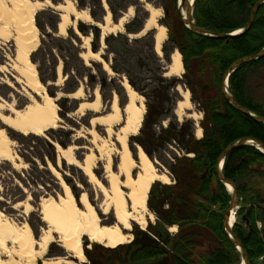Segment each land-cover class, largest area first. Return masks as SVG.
Segmentation results:
<instances>
[{"label":"trees","instance_id":"16d2710c","mask_svg":"<svg viewBox=\"0 0 264 264\" xmlns=\"http://www.w3.org/2000/svg\"><path fill=\"white\" fill-rule=\"evenodd\" d=\"M51 1L55 5L59 2V0ZM104 1L107 3L115 22L120 21L129 8L134 6L136 11L134 18L125 24L124 33L105 37V43L108 45L107 52L112 55L111 68L113 72L127 76L129 83L136 90H140L135 86L130 68L134 63L145 66L146 64L143 62L145 55L142 49L131 53V43H147L150 61L151 64H154L153 67L148 69L151 78L164 86L165 93L168 92L171 86L178 85L175 77H165V65L159 53L155 51L153 31H148L142 38L130 39L131 35L141 33L148 19L149 12L141 1L78 0V6L79 9L87 10L95 22H102L107 15ZM259 1L261 0H196L194 3V19L197 26L203 29L219 34H231V32L241 30L246 26L252 9ZM178 2L179 0H163L162 2V8L165 11L173 12V16L180 20L184 31L185 41L183 38H178L174 49H179L182 52L186 70L191 67L189 61L194 60V62H200V68L196 70L200 77L204 75L206 69L211 75L210 84L212 87L210 86L209 90L213 91L214 94L208 96L209 99L203 100L207 123L206 126L204 125L205 134L202 139H197L194 135L192 122L189 120L183 121L180 126L171 121L168 128L157 133L153 127L160 122V116L164 112H162L163 109L152 107L149 108L146 115L147 119L141 128V135H143V139L151 142V144L158 143L160 146H165L167 143L177 142L187 155L194 153L193 157L187 155L183 157L176 156V160L168 166L176 182L173 186H163L164 189L169 191L167 194H170V196L167 197L163 193L164 196L159 202L161 206L170 202V207L164 212H156L161 223L159 227L162 230L167 226L178 223L179 234L170 237L166 246L160 243L144 246L138 243L131 244V248L133 246L134 249L130 248L127 251V258L118 257L120 246L112 249L103 247L104 252L101 253V247L94 244L93 249L89 252V257L97 255L99 259L94 260L92 264H105V260L109 258H111L109 264H127L128 261L142 264L165 256L168 247L173 251L174 264H241L242 252L238 251L235 241L224 230L223 217L232 201V195L224 183L217 178L216 164L225 148L241 138H253L264 144V122H259L240 112L226 100L222 104L221 81L227 72L226 70L233 63L243 57L258 54L263 50L264 3H261L257 11L251 29L227 40L213 37L205 38L187 30L179 14ZM42 17H46L48 21H44L42 24L38 23V26L46 32L53 43L46 48L44 47L46 41L43 39L39 49L31 55L33 62L39 65V76L43 82H55L57 80L55 74V59L57 57L55 52L59 51L60 47H66L68 53L59 52L64 62V72L69 75L66 85L69 83V79L72 78L74 86L63 87L62 89L67 94H73L77 90L75 86L81 77L79 69H91L85 64L81 56L79 46L81 40L71 30H69V37L55 35V32H58L61 17L52 7L39 11L37 21ZM81 24L80 32L87 36L93 35L92 52L98 53L101 48L98 43L102 36L100 29L94 24L90 26ZM49 28L53 32H48ZM173 50L166 46L162 48L166 63L170 61ZM39 54L42 55L40 60L37 59ZM106 59L109 60L107 57ZM51 62L53 72L51 76H47L43 68ZM72 63L77 66H71ZM92 65L98 67V71L104 78L107 77L101 64L93 61ZM261 70H264V58L245 63L235 69L229 77V91L243 107H246L255 115L264 117V99L261 100L256 96H252L249 91L251 76ZM186 75H188L187 72ZM111 81L114 82L115 79H111ZM189 87L191 89L195 88L192 83L189 84ZM50 95L55 96L57 93L52 91ZM218 96H220V99ZM60 100L62 103L71 102V105H73L70 107L71 110L74 109L77 103L76 100L70 101L68 97H63ZM47 132L49 135L54 133L53 130ZM19 137L20 139L26 138L23 134ZM136 139L139 144L145 146L140 136ZM57 141L62 146L66 145L64 142ZM46 143L49 142L46 140ZM49 145L51 152L55 154L54 146L51 143ZM51 161L56 162L55 155ZM223 167L225 178H229L234 182L239 198H241L233 231L239 241H242L243 247L248 253L250 264H264V257L262 258L264 256V190L259 182V177L264 176V153L250 145L236 147V149L227 153ZM153 190L154 186L151 190L152 194ZM159 237L163 238L162 236ZM164 264H169V262Z\"/></svg>","mask_w":264,"mask_h":264},{"label":"rangeland","instance_id":"374dc122","mask_svg":"<svg viewBox=\"0 0 264 264\" xmlns=\"http://www.w3.org/2000/svg\"><path fill=\"white\" fill-rule=\"evenodd\" d=\"M142 5L145 6L146 10H148V19L151 16V12L155 9H158V16L157 21L167 28L168 31V38L164 45H162V48L164 46L168 47L170 50H173L175 48V45L177 44L178 38H183L185 41V38L183 37L184 31L182 30V25L180 24V20L176 19L175 16H173V12H168L166 14V11L162 8V2L163 0H140ZM69 2L73 3L75 5L76 10L80 11H87L79 9L78 6V0H59L58 4L55 5L50 0L51 4L44 5L41 10H47L49 7H52L58 14H60V17H62L63 12L58 9V5L68 6L71 5ZM105 2V1H104ZM108 5L105 2V9L107 12V15L104 17L102 22H95L91 16L90 19L86 16V14H72L70 13V20L67 23V32H63L60 34L59 27L58 32H55L54 34L56 36H63V37H69V30L72 31V33L76 34L80 38V48H81V56L84 53H87L88 51L92 52V41L94 39L92 36L83 35L80 32V28L82 27V24L85 25H97L100 29V32L102 34L100 41L98 42L99 45H101L99 55H101V60L95 58V57H83V60L87 66H89L90 70H85L84 68L79 69V73L81 74V77L79 78V82L76 84L75 87H77V90L79 88L83 89V93L81 96L78 97H72V94H67L62 89L63 87H73L74 86V80L70 78L69 83L66 85V81L68 80V76L64 72V62L61 57L60 52L68 53L66 47H60V52L57 50L55 52V56L58 58L55 59V74L57 76V80L50 81V82H43L46 86V90L50 94L52 91L56 92L57 95L54 97L57 98L58 106H59V113L61 116V120L63 121L60 124V127L53 130L54 133H51L50 135L46 134V136L39 137L37 135H25L26 138L20 139L19 135H22L18 133L17 131L10 129L5 124H2L0 122V127L4 128L9 135V137L15 141V151L20 156L19 162L16 164V167L13 166L12 163L8 161L2 160L0 163V210L3 212L5 211L7 217L10 219L15 220L18 224H23L26 221L31 225V228L34 231L35 238H39L47 231L46 224L43 222L42 218H40V205L41 203L46 200L48 197H54L57 198L61 195H63V188L60 185V180L57 176L53 175L51 170L49 169V166L53 165L58 169L62 177L65 179L66 183H68L73 190V194L78 199L82 192H86L93 205H95L98 209L102 206V203L104 202V195L97 189V187L94 184H91L89 182V178L79 169L78 167L72 166L67 164V161H64L61 159L60 153L58 152L57 145L61 146V148L68 147L73 145L76 150L74 151L76 157L79 160H82L89 150H92L95 152L96 155L99 154V151L95 150V145L92 141V135L89 133V130L92 129L91 126V119L95 117L96 115H102L106 114L107 112L111 111V103L115 96L119 97V105L120 108H123L125 104L127 103V88L124 86V83L127 79V82L129 83L128 77L125 75L114 73L112 70V73L109 71H106V76L101 75V73L98 71V67L92 65V62H97L101 64L103 67L106 63L108 65L112 64L111 57L112 55H109L107 52L108 45L105 43V37L107 35H117L119 33L125 32V24L134 18V15L136 14L135 7H131L127 10V12L124 13L123 16L126 18V23L123 25V28L118 26L120 23L115 22L113 20V15L108 9ZM38 11V12H39ZM37 12V14H38ZM88 12V11H87ZM89 13V12H88ZM36 14V15H37ZM110 15V19L107 17ZM147 19V20H148ZM146 20V21H147ZM46 22V17L40 18V20L37 21V16L35 20L36 26L39 28V35L41 37L40 44L42 43V40L44 39L46 41V44L44 47L48 48L50 44L53 42L51 41V38L47 36L46 32L42 31L40 26H38V23L42 24V22ZM148 22V21H147ZM143 29V32L138 34L137 36L133 35L130 36V39L133 40L135 38H142L144 37L148 31H153V34L155 35L156 29L153 27L146 28V24ZM48 32H53L50 28ZM104 34L106 36H104ZM135 36V37H134ZM90 37V39L88 38ZM131 53L137 52L139 50H143V53L145 55V60L143 61L145 66H143L140 63H134L131 69V75L133 76V81H135V86L138 87L140 90H136L134 86H132L130 83L129 85L131 88L138 92L140 95L144 96L145 99V107H146V113L144 115V121L142 123L141 128L143 127L147 117V113L149 111V108H160V110L163 109L162 116H160V122L157 123V125H154L155 131L158 133L162 129L168 128L169 124L174 122L175 124H178L179 126L183 121H191L192 126L194 127V135L197 139H202L203 135L205 134V126L206 123V114H205V104H203V100L209 99L210 95L214 94L213 91L209 90L211 86L210 82V72H208V69L204 71V75L200 77V74L196 72V70L199 67V63L194 62V60H190L191 67L189 70L185 68L184 74L180 76L179 78H176L178 81V85L171 86L168 89V92L165 93V88L162 84H160L155 79L151 78V74L148 71L149 67H153L154 64H151L150 61V54L148 53V46L147 43H131ZM38 46V47H39ZM161 48V49H162ZM39 49V48H38ZM37 49V50H38ZM16 48L14 46L13 41L4 42L0 40V64H8L10 62V58L15 56ZM162 52V51H161ZM162 58V62L165 65V70L170 64L169 62L166 63L164 61V52L159 54ZM41 54L38 55L37 59H41ZM109 58V60L106 59ZM32 58V57H31ZM33 60V58H32ZM101 62H99V61ZM110 62V63H109ZM35 63V62H34ZM52 62L47 63L46 66H44V70L46 71L47 76H51L53 72L52 68ZM150 64V66H148ZM61 66V70L59 68ZM71 66L76 67L77 65L75 63H72ZM37 69L39 68V65L36 63ZM9 72L6 73L4 71H0V96L8 103L12 102L16 105L18 109H21L25 105L29 103L28 96L31 94V92H28L23 84L17 83L14 79V73L12 70L8 68ZM38 69V73H40ZM186 72L188 75H186ZM173 78V77H170ZM40 79V76H39ZM111 79H115L114 82L111 81ZM106 80V81H105ZM200 80V81H198ZM7 81L12 83L11 85L7 84ZM201 82V83H200ZM192 83L194 89H191L189 87V84ZM167 84V83H166ZM168 85V84H167ZM205 86H208L207 88ZM183 87L189 91L191 94V101L192 104H194V110L201 116V119H194L190 118L189 115H186L184 117H179L175 114V108L176 103L180 100L181 94L178 92V88ZM212 87V86H211ZM96 91H99L102 98V106H101V113L95 114L93 111L85 110V112H82L78 110L80 104L84 101H94L95 100V93ZM249 91L252 96H256L258 99H264V70H261L257 73H254L250 78V85H249ZM68 97L70 101L76 100V105L74 109H70L71 102H61V98ZM220 99V96H218ZM36 99L38 97L35 96ZM164 102V104H163ZM124 109V108H123ZM9 114V113H8ZM203 123V124H202ZM206 124V125H205ZM205 125V126H204ZM157 126V127H156ZM120 125H117L115 127V131L118 132ZM99 132V134L102 136L103 139L111 140V143L113 146L118 149L119 143L117 144V141L115 140V137H109L106 133V130L102 126H96L94 128ZM202 129V137L199 138L197 136V130ZM51 131V130H48ZM24 135V134H23ZM143 140L145 146L143 147L141 144H139L136 137H139ZM141 135V129L139 131V134L137 135H131L129 137V146L130 149L133 151L135 158L137 153V148L142 147L146 153L147 156L154 160L156 162V167L160 172L163 171H169L170 172V179L172 180L171 184L167 185L161 182L155 183L153 194L150 190L149 199L147 201L148 203V209L151 213L154 214L155 218L154 221L148 220V226L146 230H148L151 234L157 236H162L165 238L167 235H170V237H174L177 234H179V224L175 223L177 225V231L176 233H172L170 231V227L167 226L165 229H161L160 226V219L158 216V213L156 212H164L170 207V202L166 203L164 206H161V203L159 202L161 198L166 195L167 197L170 196L169 191L163 188V186H173L176 182L174 175L171 173V170H169L168 166H170L172 161L176 160L175 157H183L184 155H187L185 153V150L178 144L177 142H172L170 144H166L165 146H160L158 143L151 144V142L146 141L143 139ZM46 140L51 143L55 148V154L51 152V147L49 143H46ZM57 140L64 142L66 144L65 146H62ZM102 142V141H101ZM56 158V162L53 163L51 161L52 157ZM193 154H188L187 156L193 157ZM100 157V154L99 156ZM101 159H97V168L95 169V173L97 176L103 180V183H105L107 186H109V183L106 182L105 176V168L106 165L105 162V156L101 154ZM118 157L115 154H113V168L118 164ZM259 182L261 187H263L264 190V176L259 177ZM152 186V187H153ZM169 190V189H168ZM164 193V195H163ZM30 199V201H29ZM25 201H29L31 205V210H28L24 205ZM19 205V206H17ZM99 215L104 221V224H111L112 222H115V217L113 215V212L111 211L108 214H104L102 210H100ZM237 221V219H235ZM133 229H138L141 231V227L138 226V224H133ZM133 229L131 231L124 230L125 233L133 234ZM164 230L165 233H164ZM56 241L50 244L48 247V251L45 255H43L42 258H38L37 264H43V259H49V258H59L64 257L67 260H72L75 264H92L94 260H98L99 257L97 255H91L89 257V252L93 249L94 242H90L88 237H83V248H85V255H86V262H80L79 259H76L73 257V255L69 254L66 249H64L61 244L57 241L58 236L54 235ZM135 237V235H134ZM10 247H12V244H9ZM125 244L120 246L118 257L127 258V251L131 248V244ZM101 253L104 252V245L99 244ZM104 247V248H103ZM129 247V248H128ZM132 250L134 247L132 246ZM131 250V251H132ZM168 252H166V255L163 257H160L156 259L155 261H149L142 264H164L165 262H169V264L173 263V255L171 251L172 249L168 247ZM112 255V254H111ZM110 255V256H111ZM170 256L168 258V256ZM8 259L7 255L2 257V260L6 261ZM130 259V258H129ZM111 262V258L105 260V264H109ZM127 264H141L139 262H131L128 261Z\"/></svg>","mask_w":264,"mask_h":264},{"label":"bare ground","instance_id":"6f19581e","mask_svg":"<svg viewBox=\"0 0 264 264\" xmlns=\"http://www.w3.org/2000/svg\"><path fill=\"white\" fill-rule=\"evenodd\" d=\"M69 3L71 5H58L57 10L63 12L58 24L60 34L67 32L70 13H85L91 21V16L87 11L79 12L73 3ZM47 4H51L50 0H0V40L13 41L16 48L15 56L10 58V62L6 65L0 64V71L8 73V68L12 70L15 81L18 84H23L25 89L31 92L28 96L29 103L21 109H18L12 102H6L0 96V122L20 134H34L39 137L46 136L48 130L60 127L63 122L59 113L58 100L46 90L45 84L39 79L36 64L31 58V55L39 48L41 40L39 28L35 24L36 14ZM158 11L155 9L151 12L145 29L151 27L156 29L154 35L156 53L161 54L162 45L168 38V31L157 21ZM183 13L185 16V11ZM107 18L110 19V15ZM119 22L118 26L123 28L126 23L125 16ZM238 32L240 31H236V33ZM104 36L106 35L104 34ZM88 38L90 39V37ZM99 54V52L88 51L82 56L101 60ZM169 63L165 73L167 78H179L184 74L181 52L172 53ZM59 68L62 69L61 66ZM104 69L112 73L108 63L104 65ZM7 84L12 86L10 81H7ZM124 86L128 91L124 109L120 108L119 97L116 95L111 103L110 112L96 115L91 119L92 129L89 130V133L92 135L95 150L99 151L100 157H98L99 154L96 155L95 152L89 150L87 155L79 160L74 153L76 148L73 145L65 147V149L57 145L61 159L67 161V164L81 169L89 178V182L94 184L104 195L102 206L98 209L93 205L86 192H82L77 199L73 194L72 187L66 183L58 169L53 165L49 166L53 175L60 180L64 193L57 198L48 197L40 205V218L46 224L47 231L39 238H35L34 231L28 221L18 224L15 220L7 217L5 211L0 210V264H37L38 258H42L50 244L56 241L54 235L58 236L57 241L69 254L79 259L80 262H86L85 248H83L84 236L88 237L90 242L103 244L104 247L112 249L133 241L134 235L124 232V230L131 231L133 223L138 224L144 231L148 226V220L154 221L155 216L149 211L147 203L150 190L157 182L169 185L172 180L168 171L165 170L161 173L157 169L156 162L147 156L141 146L137 148V158L130 149L129 137L139 134L145 118L146 107L144 96L134 91L127 79ZM178 92L181 94V98L176 103L175 114L180 118L189 115L190 118L201 119L202 115L194 110L189 91L180 87ZM82 93L83 89L79 88L73 92L72 97L81 96ZM101 106V94L96 91L95 100L82 102L78 110L82 112L90 110L99 114ZM98 125L106 130L108 138L115 137L117 144L119 143L118 149L113 146L111 140L103 139L94 129ZM117 125H120L118 132L114 129ZM197 136L202 137V129L197 130ZM15 147V141L9 137L4 128L0 127V163L4 160L16 167L20 156L15 151ZM114 151L119 161L115 169L113 168ZM101 154L105 156V179L109 186L103 183V180L95 173L97 159L102 158ZM227 186L230 191L233 190L230 185ZM29 201L19 205H24L28 210H31ZM100 210L104 214L112 211L115 222L104 224L99 215ZM235 215L233 212L230 218L232 225L236 221ZM170 231L176 233L177 225L171 226ZM9 244L13 246L10 247ZM6 255L8 259L2 260V257ZM42 261L43 264H75L72 260H67L64 257L44 258Z\"/></svg>","mask_w":264,"mask_h":264},{"label":"water","instance_id":"95a60500","mask_svg":"<svg viewBox=\"0 0 264 264\" xmlns=\"http://www.w3.org/2000/svg\"><path fill=\"white\" fill-rule=\"evenodd\" d=\"M196 0H181L180 3L178 4V9H179V14L181 19L183 20L185 27L187 30H190L192 33L196 35H200L205 38L213 37L217 39H227L230 40L231 37H235L237 35H240L243 32H247L252 28V24L256 18V14L258 9L261 6V3H264V0L259 1L254 8L251 11L250 14V19L246 26L240 30L238 33H233L231 34H224V33H215L211 30H206L201 28L200 26H197L196 20L194 19V2ZM185 11V16L184 12ZM168 14V11L166 12ZM264 58V48L262 51H260L258 54H255L253 56H247L243 57L241 60L236 61L235 63L232 64L231 67H229L224 74L222 78V85H221V92H222V103L224 100H226L228 103H230L233 107L238 109L240 112L249 115L250 117L254 118L255 120H258L259 122H264V117L258 116L250 112L246 107H243L239 102L236 101V99L233 97V95L229 92V77L231 76L232 72L235 71V69L239 68L245 63L248 62H253V60H258ZM254 146L255 148H258L260 151L264 153V144L260 142L259 140H255L253 138H241L240 140L236 141V143L230 144L228 147L225 148V151L219 156V159L216 164V175L217 178L220 179L221 182L224 183L225 186L230 185L233 190H232V201L230 202L228 209L226 213L224 214L223 220H224V230L228 233V235L231 237L233 241H235L236 246L238 247V250L242 252V257L243 261L245 264H250L249 262V256L247 251H245L242 241H239V239L236 237L233 229H232V224H231V216L233 212H237L239 209L240 205V200L239 198V193L237 188L235 187L234 182L229 179L225 178L223 174V164L226 159V155L229 151L236 149V147H241V146ZM137 235V236H136ZM135 235V238L133 239V244L134 243H140L141 245H154L155 243L162 242L163 245H166L167 240L169 239L168 236L165 239H160L157 236H154L151 234L148 230L144 231H137V234Z\"/></svg>","mask_w":264,"mask_h":264}]
</instances>
